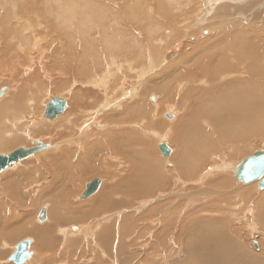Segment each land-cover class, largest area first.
<instances>
[{
	"label": "bare ground",
	"instance_id": "1",
	"mask_svg": "<svg viewBox=\"0 0 264 264\" xmlns=\"http://www.w3.org/2000/svg\"><path fill=\"white\" fill-rule=\"evenodd\" d=\"M13 1L14 0H12V2ZM94 1H97V2H94ZM105 1L107 2V0ZM115 1H113V4H116ZM10 2L11 0H4V3L2 2L4 5L6 4L7 10H9L8 8L10 5ZM14 2L17 5L12 4L13 9L11 10V13H10V15L11 14L14 15L12 19L8 17L9 13H7V15L6 13L5 15L1 13L3 14V16L2 18H0L1 25H3L2 23H4V26L2 28L0 27V81H3L2 79L4 80L7 79L9 81L16 82V85L14 87L15 90L12 96H9V98H6L8 97L7 93L5 96L2 95L4 96V98H6L4 106L8 110H11V116L10 118H4V121L0 125V133L3 132L6 128V125H8L9 128L5 132V136H10L14 143H18L19 142L18 140H20L21 142L22 137L21 138L19 137L22 133L29 134L30 130L35 125L39 126V124H40V127L41 126L43 127V125H46L48 126V128L49 127L63 128L62 130L67 132V133H63L62 135L63 138L60 137L62 140L60 139L61 141L59 142L56 140H55L56 142H51L49 140L50 143L48 144L51 145L52 147H49L48 150L47 148L42 149L43 151L46 150V152L51 151V153L47 155L44 165H46L48 169L50 168L49 166L51 165L53 166L51 171L50 170L48 171V174L46 176L48 179L46 180V183L43 185L36 186L35 181L32 182L34 183V186H35L33 187V190L40 192L38 196L40 198V202L45 196H50V195L55 196L54 200H52V198L50 197V200H52V203L51 204L49 203L50 206L48 207V210L46 209L47 216L45 218V223H47L48 221H51L52 224H50L49 226L52 225L53 229L55 228L58 230L62 228L60 232L63 235L62 237L64 238L66 236L69 237V235H71L70 234L71 230L80 231V233L84 235H88L89 233L95 234L94 233L95 230L93 228L99 227L98 235L101 238L103 237L104 232L106 231V229L109 228V226L108 224H106L105 221L102 222L100 218L97 221V224L94 226H91L90 229H87L88 227H85V226L77 227V226H71V225L69 226V228H65V226H62L61 223L67 218H72L75 220L79 218H84L85 220H88L92 218L95 219V217H99V216L102 217L105 214H106L105 217H108L107 213L110 211L107 210V208L113 207V204H114V201L112 200V197H110V195L114 194L115 192L128 193L132 196H135V195L144 196L152 192V190L154 189L152 184L162 186V184L166 183L167 185H169L170 181L175 180L176 183L173 184L171 182L170 185H173V187L175 186L176 190L178 189V192L174 193L172 197L168 192H164L166 194L163 197H168V198L167 199L165 198L166 201L162 202L163 204H158L155 207H157L160 210L162 208H165V206H172V205H176V206L172 210H170L171 209L170 207L167 209H164L165 211L164 213L162 212L163 214L161 215L158 214L156 216L157 218L158 217L165 218V220L161 223L160 229L158 231L156 230V232H153L154 230L152 229V237H150L151 240L147 239V240H150L149 244H147L148 242L145 243V241L142 242L144 244L142 254H138L136 250L129 249L128 245L124 246L125 242L122 239L123 235L126 234L127 232H132L133 229L135 228L134 225L129 226L127 222L124 223L125 221L122 222L121 225H119L120 228L118 229V231L120 230L119 233H120L121 239L120 238H118L120 240L117 239L118 244L113 248L112 238H114L115 234L118 233V231L115 230L116 226L113 225V233H109L107 242L106 241L100 242L101 246L106 247V245H109V250L106 252L108 253L107 255L108 264H132V261L134 259L136 260L134 264H160V263L161 264H173L172 262L173 260H169V259L174 258V257H175L174 259H176L181 254H185L186 258L184 257H183L184 259L178 258L176 260L178 261L177 264H264V248H263L264 243L262 242L263 245L260 247L258 246L259 247L258 249L252 248L250 244H247L248 241H246V237L248 235V233L245 231L246 227L244 229L242 228L243 225L242 226L235 225L234 224L235 222L233 221L234 219H237V218L239 220L244 218V216L240 218L238 216V213L235 212V210L244 209L243 214H245V211H247L248 215L251 213L249 219L247 220L249 221L247 224L252 227L251 229L252 232L259 231L255 229L257 226L254 225L255 223H253L254 217L256 216L259 217L260 219V220L258 219V226L263 227L264 229V192L263 194H260V196L256 198L257 200H255L257 204L263 203V207L261 208V211L257 208H254V206L251 205L253 201L252 194L254 190L257 189L258 180L244 181L243 179L238 178L236 176V172L242 161L235 162L234 160H229L226 158H219V159L217 158L216 160L212 162L210 169H208V171L203 170L204 172H202V170L200 171V170H193V169H191L190 171L189 166H188V161L185 160L183 157L185 148L186 147L191 148L193 145H196L200 148L199 153L202 154V156H204V151L205 153H207L209 150H216V148H220L222 143H220L217 140L218 132H220V135H223L228 138L246 137L253 130L260 129L262 127L263 128L261 130L262 132H264V76L262 77L264 73V16H263L264 15L263 14L264 0H238L237 2H233V0H213L214 6L209 9V12L210 13L214 12V15L219 17V19H223L225 25H230V24H233L232 26L235 25L236 26V27L234 26L235 29L232 27L233 30L231 28L230 29V31L232 30L231 32L225 33L224 31V33H222L223 32L222 30H224V28L226 29V27L224 26V28H218V33L214 35V37L210 38L211 36L209 35V38H207L206 40L196 41V43L191 44L192 45L191 50L187 53L181 52V54H184V56L182 55L180 57H178V55L176 57L174 56L176 54L175 51H176V46L178 45V43H176L175 46L171 44V48L169 49L168 52H166V54L164 53L163 58L161 60L160 67L164 68L162 72L159 75L157 74V75H154L148 78V80L145 83L146 86L147 84H150V85H154V87H150L149 88L150 90L148 89L149 91L146 92L148 93L147 96L145 97L140 96L141 98L138 96L140 99L134 98L137 101V104L135 105L136 109L142 108L144 106H145L144 109L147 108L146 111H147V114H149L148 121L150 122H152L150 120L152 119V117L153 119L155 118L154 117L155 107H153V104L151 102V98L154 101H156L154 98L156 95L151 93L153 88L163 91L161 105L163 104V102L167 103L171 101L172 95H177V93L173 91L174 85L175 86L178 85L180 91L184 92L180 96V97H183L182 99L185 98L184 100L188 101L189 104L195 105V108L189 112V115L184 116L183 118L181 117L182 119H180V116H178L179 112L175 110L174 108H172L173 105L172 106L165 105L163 107V110L161 111V116H163V118H165L166 120L161 117V118H158L160 119L158 121L159 122L162 121L163 126L169 128V130H165L163 132L164 137H167L168 135H170V138L167 139L169 141L167 140H166L167 142L162 141V143L163 142L166 143L168 147L170 148V154L167 156V158L166 157L165 158L166 159L169 158L171 160L173 157V159L178 160V163L176 162L171 163L169 161H166L167 165H170L172 168L175 169L174 170L175 174L173 176H170V173H169L168 174L169 176H164L162 173H160L159 177L155 175L156 170H157V161L154 159L151 149H149L147 145L146 146L142 145L143 142L140 143L138 141L137 142L138 145H136L137 143L135 142L130 143L129 140L124 138L127 136L126 133L122 134L119 131L122 135L118 134V136H115V135L113 136L116 138L114 139L110 138L114 140L111 143V147L107 143L108 141L104 142V145H103L104 147L101 149L103 152L98 158H96V155L99 152L98 151L99 147H97V145L95 147H92L91 143L96 144L97 142H100L102 139L96 140L94 142H90L88 140L89 137L92 136V134L90 135V133H93L91 131L92 126L90 127L89 125L92 122L94 123L96 121L98 117L97 115L102 114L103 112H106L105 110L109 108L114 110V108H112L113 106L116 107L119 105L118 107H120L121 109L123 107L122 105L123 103L121 104L122 107L120 103L123 101L124 98L127 99L128 96H131L130 94L138 95L137 92L139 90H137L135 83L139 81L141 82L144 78H146L145 75L148 73L153 75L154 73L153 69L155 68L154 56H152L150 52L148 53L145 52L147 56L145 57V60H147L148 63L146 61L145 62L149 66L147 67L143 66L144 63L141 64L142 61L138 58L137 56L138 54H135L136 52L135 53L133 52L134 53L133 55L132 50H131V49H136L137 40H134L133 38V39H129L125 43L126 39L125 37H122L121 39L123 42L121 41L119 42L117 40L119 43L118 45H115L116 46L115 49L118 50L120 55L124 52V55L122 58L126 62L125 61L122 62L117 59L115 61L116 56L115 55L110 56V54L109 56L111 58L110 59L108 58L109 61L107 60V58H105L106 60L103 58H99L98 55L97 57H95L93 50L98 51L99 49L97 48V46L96 48L98 50L93 49V48H92L93 50H91L94 56L93 58H99L101 62L100 64H96V63L94 64L97 65L98 69L100 70L102 67H104V70L107 71V73L105 74L107 75H103V76L95 75V77H93L89 75L78 74L79 75L78 76L76 75L75 69H73L72 65H66L67 63L64 64V63L54 62L52 63L54 64L53 67L51 66L52 64L46 67L47 70L45 69V66L42 65L38 67V64H37V67H34L33 72L30 75L28 73L26 74L27 76H23L20 79L17 77L18 76L17 71H14L12 66H14V62L16 61L17 62L19 61V65L21 64L26 65V63L28 62L26 60L27 57H28V60L30 59L34 60V58L32 57L34 55L32 56L30 55L32 51L29 54L30 50H34V51L37 50L38 52H40L38 53L40 58L43 57L41 56V54L44 52L45 47L48 44L45 45L43 43L44 45L43 46L41 43H39V41L44 40L50 36L53 40L56 38L57 39L66 38L67 40L73 39L74 41L77 42V38L81 36L83 38V39L81 38V40H83V45L86 46L89 40H92L93 38H95L93 37L94 36L93 34L92 36L93 38L90 37L92 39L88 38L89 39L88 40L87 34H85L86 32H88L90 25L94 21H97L99 22V24H102V25H104L105 22H109L110 25L104 26V28H107L106 30L108 31L112 30L114 26L111 27V24L113 23L114 15H111L112 18H110L111 17L110 16L109 17L110 19L106 20L108 19V17L107 18L105 17L106 15L105 10H103L102 8L106 5L105 3H104L105 5L103 4V0L102 1L101 0H23L20 2L18 1H14ZM132 2L133 0H128L127 3L124 2L127 5L126 7L127 9L124 10V8H122L123 11L121 12L122 13L121 16L125 20L132 19V23L134 24H138L137 22L138 18L140 19L148 18L149 19V15L147 13H146V16H144L143 18L142 16L144 14L142 13L139 14L140 17H138L139 15L135 11V9L137 10V7L135 8ZM17 6L19 9L16 8ZM107 8L108 7H106V9ZM133 9H134V12H133ZM161 9H159L160 13L162 12V13L168 14L166 8L164 11H161ZM3 12H6V10H4ZM157 14H159V12ZM242 15L247 16L249 19L252 17L251 18L252 20H250L251 24L249 23V27H246L248 26V24L243 25L240 22H238L239 20L245 21L243 19L245 18V16H242ZM43 18L45 21L42 20ZM120 18L119 20L117 19L114 20V23L117 26L119 24L125 27L127 25H131V24H122ZM148 19L147 21H145V24L146 22H148ZM194 19L195 18H192L190 22L194 21L193 23H196ZM74 20L77 21V26H75L73 22ZM236 20H238L237 21L238 23L236 22ZM261 20H263V23L260 22ZM97 22H95L96 23L95 26L98 27L100 25ZM190 22L187 21L189 26H191ZM56 23L58 24L57 26H56ZM198 25L202 27V25L200 24ZM43 28L46 29V31H44ZM92 28H93V25L90 29ZM132 28L133 26H131V29ZM145 28L148 29L147 27ZM215 29L213 30L215 31ZM131 31H133V29ZM148 31H149L148 34L151 35L152 29L150 28V25H149ZM52 33H57V35L56 36L52 35ZM205 33L208 34L210 33V31H205ZM113 36H117V35L115 34L109 35L108 33L102 34L103 41L108 42V43L110 42V39ZM52 39L47 40L48 43H51L50 40ZM114 39H117V38L114 37ZM227 40H230L231 42L228 44H225L226 43L225 41ZM235 41H239V43L235 44ZM24 42L27 44V46H25ZM71 42L72 41H70L69 44ZM57 43H60V42L57 41ZM91 43H94V42L91 41ZM91 43L90 44L88 43L89 47H91L90 46L92 45ZM120 43L123 45H121ZM103 44H106V43H103ZM109 44L110 46L114 45V44H111V42ZM109 44H106V45H109ZM95 45L92 47H95ZM150 45H148V47H150ZM80 46L81 45H79V47ZM40 47H42L41 50H40ZM59 47L62 48V46H59ZM77 47L78 46H76V48ZM83 47H81L80 51H85L89 48V47H84V49L86 48L84 50L82 49ZM103 48H105V46ZM150 48H151V51H153L154 47H150ZM106 49L107 47L104 49V51ZM194 49L197 52L193 51ZM19 50L22 52L23 56L19 54ZM88 51H85V52H88ZM104 53H106L107 55V52H104ZM76 54H80V53L77 52ZM82 55L84 54L82 53ZM167 56H172L174 60H171V61L164 60V57H167ZM55 59L57 58H54L53 60ZM110 62L112 63L111 66H113L114 64L116 70L119 69L118 70L119 72H121L120 67H122V64L124 63L123 65H124L125 70L124 69L122 70H124V73L128 72L127 74H123L122 72L119 75H117L115 72V75H117L116 81L113 79H111L112 81H109L110 84L111 82L113 83V81H115L116 83L114 82V85H110L106 82V80L109 79V78H106V76L108 77L110 75L109 70L112 71L111 69H109V67L112 68L111 66H109ZM137 62L140 63L139 66L142 65L143 67L138 69L139 66L138 67L135 66ZM73 63H77V60L76 62H73ZM89 64L90 63H87L88 66ZM210 65H213L214 71L210 77L204 79L205 75L208 73V69L210 68ZM245 65H246V69H245ZM23 68L21 67V69ZM81 69H84V67H82ZM246 70L249 71V75L247 74L249 78L253 80L249 81L248 79H245V82H241V81H244L243 78H240L242 79L241 81H236L237 78L231 79L225 82V87L227 88V92L223 93V90L221 88V83L219 81L220 78L223 77L224 75H226L227 77H230L236 74L241 75V73ZM27 72H30V68L28 67L25 69V73ZM221 73L223 75H221ZM100 74H102V72H100ZM47 76H53L52 78H55L56 81L59 82L60 84L69 82V81L71 82L70 83L71 85H76V83L78 82L83 84V87L78 88V90L75 89L72 93L74 97H76L75 96L76 94H79V93L83 94L81 97L82 99L85 100V103L81 108L82 109L81 113L80 112L76 113L73 111V110H76V107H74L73 104H71L70 110H69L68 109L69 108L68 98L61 97L58 94L59 98H62L66 101V108H64V110L61 111V113L54 116L52 119H47L49 117H44L42 116L43 114L39 116H41L40 118L43 120L47 119L46 121H38L36 119V115L39 114V112L38 113L36 112L37 110L35 109L34 104L38 101H35V100H37V98L40 100L39 97H41V95L39 94L42 91L40 92L39 90L43 86H45L46 83L48 84L50 82V81L46 82L43 79V78H46ZM113 78H116V76ZM128 78L131 79L130 81L131 83L128 82L129 84L127 83ZM156 78L159 80L156 81ZM234 81H236L238 84ZM205 82H207L208 85L212 84L213 86H209L208 88V85H207V89H202V86L200 85ZM137 86H138V83H137ZM48 87H47L48 89L47 93L50 92ZM59 88H62V87H59ZM221 90H222V93H219ZM25 91L28 94V96L27 95L25 96ZM41 94H44V92ZM152 95H155V96H152ZM200 95H204L205 97H207L206 104L204 105L205 107L202 106V109L201 108L199 109V103H198L199 101H197L198 104L196 103L197 96L199 97ZM158 96L156 97L158 98ZM46 104L44 105V109L46 107ZM180 106L183 107L182 102L180 103L178 107L177 105L175 107L180 108ZM111 111L109 112L111 113ZM166 113L167 115H171V117L166 116ZM220 113H226L225 119H222L216 116ZM27 114H30L31 116H29V119L27 120L28 122L24 123L25 122L24 119H27L24 117ZM165 116L170 120H168ZM147 118L148 117H146V119ZM103 119H106V118H103ZM232 119L236 124L232 123ZM121 120L123 119H121L120 115H118V117L115 119L116 121L115 124L120 123ZM137 120L138 119H136V121ZM227 120L229 121V124L232 126V128H230V126L227 125V122H226ZM98 122H99V125H101L100 124L101 121L99 119H98ZM139 122L140 121H138V123ZM150 122L149 124H146V126H150L151 125ZM52 123H55V124H52ZM94 125H96V122ZM143 125L145 124L143 123ZM234 125H238V126L243 125V127L239 130H234ZM36 126L34 127L33 130H35ZM159 126L157 125V128ZM138 127L140 128V126ZM145 127L142 129H145ZM152 127L147 128L148 134L152 133L153 135V133L154 134L158 133L161 126L159 127L158 132H156L153 129L154 127L153 128ZM37 128L39 129V127ZM102 128L103 127H101V129ZM43 129L45 128L43 127ZM24 130H26L27 132H25ZM260 132L261 131H259V133ZM34 133L31 132V134L33 135ZM94 133L93 135L95 136ZM180 135H181V138H180ZM51 136L52 135H50V137ZM56 136L57 135L53 137L56 138ZM257 136L258 135H256V137ZM98 137L101 138L100 134L98 135ZM22 140L24 139L22 138ZM46 142L45 143L39 142V143L46 144ZM65 142H67L66 144L68 145H71V144L73 145L70 147H65L66 146L65 145L64 148H59L62 145V143H65ZM81 143L84 144L85 149L83 150H85V152L84 151L81 152L82 150ZM102 143L103 142L98 143L99 146L102 145ZM174 144L179 146L178 156H177V152L175 151ZM216 144H218L219 146H216ZM260 147L262 148L263 146H260ZM57 148L58 150H54ZM4 149H5L4 145L0 143V150H4ZM234 149L235 148L232 149L233 153L235 152ZM256 149L258 148L256 147ZM78 150H80V152H78ZM256 151H254L253 153H255ZM253 153H251V155ZM34 154H36V152ZM215 155L212 154L211 156H215ZM211 156L207 155L206 157L208 159H211ZM20 162H22V160H20ZM117 164L120 167H117ZM176 165L177 166L180 165V166L176 169L175 168ZM124 166H125V169L127 170L124 169ZM82 168L84 169L86 168V170L82 172L81 171ZM121 169L125 170V172L120 173ZM162 169H163V172L165 173L164 171L165 168L163 167ZM205 169L207 170V168ZM188 170L190 171V173L188 174L190 175L189 178L191 179L194 178V181H192V184L195 183L194 184L195 189L190 190V191H185L186 189L184 190L182 189V187L186 185V182L188 183L190 181L186 179L188 178L186 177L187 173L189 172ZM27 172L28 170L26 169L18 170L12 176H14V178L20 177L19 179L21 178L26 179V177L29 176ZM78 172H80L81 174L80 176L78 175ZM102 173L107 174L108 175L107 177H113L115 179L116 178L118 179L116 183L111 185L112 188L109 186L107 189V192L106 193L104 192V195H107V196L98 197L95 200L89 202L88 204H83V205H79L76 207L72 206L71 196L72 194L75 193L76 188H77V183L78 181L80 182L81 180L80 178H82L84 174H85L84 177H86V176H93V175H102ZM211 173L217 174L214 178V181H217V186H219L224 191L223 195H225V197L215 196V192L212 191L214 193L213 198H212V195L209 196L211 194L210 192L207 200H203L196 195L195 191H196V188H200V189H197L196 192L199 194L203 193L206 187L203 179L204 177L207 178L209 175H211ZM167 185L165 186L164 189L169 188V186L167 187ZM254 185L256 186V188ZM232 186H235L240 189L236 191L237 194H235V190L230 188ZM173 187H170V190H172ZM181 190H183L184 192H181ZM209 190H212V189H209ZM260 191H264V190L262 189ZM228 195H230V197H228ZM11 196L6 195L5 198L0 199V241L5 242L6 239L7 240L14 239V238L17 239L18 237L24 236L25 234H29L30 232H32L33 234H35L34 237L36 236L35 238L37 239V242L35 243L36 244L35 247L40 246L39 240L43 236H45L44 230L42 228L44 226L41 225L38 228H30L31 226L30 221L33 218V215H32L33 212L27 211L26 209H23V208L11 207L12 206L11 204H16V201L12 199L13 196L12 197ZM220 197H223V198H220ZM37 201L38 200H36V204H37ZM151 201L152 199L148 198L141 202V206L145 207L149 205ZM182 201H184V204ZM24 202L22 201V203ZM123 203H125V201ZM153 203H150V204H153ZM180 203H182L181 205H184V207L182 206L183 207L182 210H181V207H178ZM4 205L8 209V212L6 208H4ZM186 208H189L190 210L188 212H183L184 209ZM41 209L42 207L39 208L38 213H36V215H39V212ZM253 212H256V213L259 212V213L255 214ZM149 213L150 211H147L143 215H141L139 218L148 217ZM120 214L122 215L123 212ZM226 214L230 217L226 218ZM153 218L157 219L155 217ZM137 219L132 220V221H137ZM103 220H106V219H103ZM42 221H39V223ZM132 221H129V222L132 223ZM114 222H115V218H114ZM152 222H154V225H155L157 221L153 220ZM247 224H244V225H247ZM143 226L145 227L143 228L139 227L140 231L139 233H137L138 235L136 238V242H138L137 240L139 238V235L142 236L144 233H146L147 235V231L150 229L149 225L146 226L144 224ZM187 226H191V227L187 228ZM148 233L149 235H151L150 231ZM259 233L262 234V232H259ZM145 237L147 238V236ZM131 239L132 238H130L129 240ZM23 240L19 241L16 245L12 246L13 251L11 253L8 252L6 256H5L6 250L0 251V264H10V263H7L6 261H8L11 254L15 252V246H17ZM65 241H68V240H65ZM261 241H262V238L259 239L258 243L261 244ZM67 247H66V250H68ZM28 251L31 253L30 243H29ZM31 255L32 254H30V256H28L25 259L24 261L25 264H28V262L30 263L29 258L31 257ZM62 255L64 256L65 254H62ZM138 255H140V259L138 258L137 260V257H139ZM52 257H54L56 260L59 259L58 258L59 255L58 256L53 255ZM103 259L104 258H100L99 260H96L98 261V263L96 264H105L103 263ZM69 264H74V263L72 262Z\"/></svg>",
	"mask_w": 264,
	"mask_h": 264
},
{
	"label": "rangeland",
	"instance_id": "2",
	"mask_svg": "<svg viewBox=\"0 0 264 264\" xmlns=\"http://www.w3.org/2000/svg\"><path fill=\"white\" fill-rule=\"evenodd\" d=\"M1 2H0V18H2V16H3V14L5 15V13H6V15H7V13H9L8 15V17H10L11 19H12V17L14 16L13 14H11L10 15V13H11V10L13 9L12 8V4H16L14 1H18V2H20V1H23V0H14L13 2H12V0H11V2H10V5H9V10H7V6H6V4L4 5L3 3H4V0H0ZM102 1V0H101ZM113 1H115V0H113ZM113 1L112 0H107V2L105 1V0H103V4L105 5H103L104 7H102L103 8V10H105V14L107 15H105V17L107 18L108 17V19H106V20H109L110 18H112V16L111 15H114L113 17H114V19H113V23L111 24V27H113L112 28V30H106L107 28H104V26H108V25H110L109 24V22H105V24L104 25H102V24H99V22H97V21H94L91 25H90V28L92 27V25H93V28L92 29H90L89 28V30H88V32H86L85 34H87V39L88 38H90V37H92L93 36V34H94V36L93 37H95V38H90V39H92V40H89L88 41V43L90 44L91 43V41L92 42H94V43H91L92 45H90L91 47H89V44L87 43L86 44V46H84L83 45V40H81V36H79L78 38H77V42L76 41H74L73 39H69V40H67L66 38H61V39H52L50 36L49 37H47L46 39H44V40H41V41H39V43H41L42 45H43V43L46 45V44H48L46 47H45V50H44V52H46V51H48V52H46V53H42L41 54V56H43V57H41L40 58V56L38 55V53H40V52H38L37 50L36 51H34V50H30L29 51V54L31 53V51H32V53L30 54L31 56L32 55H34V56H32L33 58H34V60L33 59H30V60H28V57H27V63H26V65L25 64H21V65H19V61L17 62H14V66H12L13 67V69H14V71H17V74H18V78H22L23 76H27L26 74H28L29 73V75L33 72V69H34V67H37V64H38V67L39 66H45V69L47 70V66L48 65H51L52 63H64V64H66V65H72V67H73V69H75V73H76V75H78V74H82V75H89V76H93V77H95V75L97 76V75H101V76H103V75H107V74H105V73H107V71H105L104 70V67H102L101 68V70L100 69H98V67H97V65H95L94 63H96V64H100L101 62H100V59L99 58H103V59H105V58H107V60L109 61V59L111 58L110 56H112V55H115L116 57H115V61H116V59L117 60H120V61H125L122 57H123V55H124V52L120 55L119 54V52H118V50H116L115 48H116V46L115 45H118V43L121 41V42H123L122 41V37H125V43L129 40V39H133L134 38V40H137V47H136V49H131L132 50V54L134 55V53L135 54H138L137 56H138V58L142 61L141 62V64H143L144 63V65L143 66H149V65H147V60H145V57H147L146 56V53H148V52H150L151 53V55L152 56H154V62H155V68L153 69L154 70V73H153V75L152 74H144L145 75V77L146 78H144L141 82L139 81V82H137L138 83V86H137V83H135V86H136V88H137V90H139L138 92H137V94L138 95H134V94H130L131 96H128V98L127 99H123V101L120 103V105L122 104L123 105V107H122V105H121V109H120V107H118V106H116V107H118V108H116L115 106H113L112 108H114V110L113 109H111V108H109V109H107V110H105L106 112H103L102 114H99V115H97L96 117H97V119H96V125H94L95 124V122L93 123H91L89 126L91 127V131L95 134V136L93 135V133H90V135L92 134V136H90L89 137V141L90 142H94V141H96V140H101L100 142H103L102 143V145H100L99 146V144L98 143H100V142H97L96 144H92L91 143V145H92V147H95L96 145H97V147H99L98 148V154L96 155V158H98L101 154H102V148L104 147L103 145H104V142H107L109 145H110V147H111V143H112V141H114V140H112V139H114V138H116V137H113L114 135L115 136H118V134L119 135H122V134H127V136L126 137H124V138H126L127 140H129L130 141V143H137L138 141L140 142V143H142V145H147V147L149 148V149H151V151H152V153H153V156H154V159L157 161V170H156V173H155V175L157 176V177H159V175H160V173H162L164 176H169L168 174L170 173V176H173L174 174H175V169L174 168H172L170 165H167V162L166 161H169V162H171V163H173V162H176V163H178V160L176 159H173V157H172V161L168 158V159H166L163 155H162V153H161V151L158 149V144L161 142L162 143V141H166L168 138H170V135H168L167 137H164V135H163V132L165 131V130H169V128L168 127H165V126H163V122L162 121H158V120H160V119H158V118H163V116H161V111L163 110V107L165 106V105H170V106H172V108H174L175 110H177L179 113H178V116H180V119H182L184 116H188L189 115V112L192 110V109H194L195 108V105L194 104H189L188 103V101H186V100H184V99H182L183 97H180L184 92L183 91H180V89H179V87H178V85H174L173 86V91H175L176 93H177V95H172V100L171 101H169V102H167V103H164L163 102V104L161 105V103H162V97H163V91L162 90H159V89H156V88H153L152 89V91H151V93H153V94H155L156 96H158V98L155 96V95H152V96H155L154 98H155V100L156 101H154L152 98H151V102H152V104H153V107H155V110H154V119H153V117H152V119H150L152 122H150V121H148V119H149V114H147V111H146V109H144V105H145V103H144V105H142V106H144V107H142V108H139V109H136L135 108V105L137 104V101L135 100V99H140L141 97H145V96H147L148 95V93H146V92H148L150 89V87H154V85H150V84H147V86L145 85V83H146V81L148 80V78H150V77H152V76H154V75H159L161 72H162V70L164 69V68H162V67H160L161 66V60H162V58H163V55H164V53L166 54V52H168L169 51V49L171 48V44L172 45H174L175 46V44L176 43H178V45L176 46V54L174 55L175 57L178 55V57H180V56H184V54H181V52H189L190 50H191V44H194V43H196V41H203V40H206L207 38H209V35L211 36L210 38H212V37H214V35H216L217 33H218V28H224V26L226 27V29L224 28V30H222L223 32L222 33H224V31H225V33L226 32H231L232 30H233V28L235 29V27L234 26H232L233 24H230V25H225L224 24V21H223V19H219V17H217L216 15H214V12H212V13H210L209 12V9L211 8V7H213L214 6V4H213V0L211 1V0H133V4H134V6H135V8L137 7V10L135 9V11H136V13H138V15L139 14H144L143 16H142V18L144 17V16H146V13L149 15V19H148V22H146V24L148 25H146L145 24V21H147V19H140V18H138L137 19V22H138V24H134V23H132V19H127V20H125L122 16H121V12L123 11L122 10V8H124V10L125 9H127L126 7H127V5H126V3L128 2V0H117V1H115L116 2V4H113ZM123 1V2H122ZM238 0H233V2H237ZM3 2V3H2ZM94 2H97V1H94ZM110 2H112V3H110ZM124 2H126V3H124ZM240 2V1H239ZM109 3V4H108ZM125 4V5H124ZM211 4H212V6H211ZM17 5V4H16ZM147 5V6H146ZM151 5V6H150ZM165 6V7H164ZM106 7H108L107 9H106ZM121 7V8H120ZM154 7V8H153ZM160 7V8H159ZM201 7V8H200ZM11 8V9H10ZM17 9H19L18 8V6L16 7ZM162 8V9H161ZM165 8L167 9V13L168 14H166V13H160V10L159 9H161V11H164L165 10ZM172 9V10H171ZM4 10H6V12H3ZM106 10H107V12H106ZM159 10V11H158ZM153 13H152V12ZM159 12V14H157L158 12ZM133 12H134V9H133ZM1 13H3V14H1ZM112 13V14H111ZM185 13V14H184ZM189 13V14H188ZM263 14H264V12H263ZM120 15V16H119ZM152 15H153V17H152ZM188 15H190V16H188ZM200 15V16H199ZM111 16V17H110ZM197 16V17H196ZM242 16H245V15H242ZM264 16V15H263ZM110 17V18H109ZM121 17V18H120ZM138 17H140V15L138 16ZM188 19H187V18ZM119 18L121 19V23L122 24H131V25H127L126 27L125 26H121L120 24L117 26L115 23H114V20H119ZM192 18H195L194 20L196 21V23H193V22H190L191 20H192ZM201 18V19H200ZM248 17L247 16H245V18H243L245 21H243V20H236V22L238 21V22H240L241 24H243V25H247L248 24V26H246V27H249V23H250V20H252L251 18L249 19H247ZM125 21H124V20ZM43 21H45L44 20V18L42 19ZM152 20V21H151ZM248 20V21H247ZM187 21H189L190 22V25L191 26H189L188 25V23H187ZM74 22V24H75V26H77V21L76 20H74L73 21ZM95 22H97L100 26H95L96 25V23ZM237 22V23H238ZM260 22H262L263 23V20H261ZM36 23V22H35ZM95 23V24H94ZM144 23V24H143ZM151 23V24H150ZM259 23V22H258ZM258 23H256V24H258ZM3 25H1V23H0V27L2 28L3 26H4V23H2ZM198 24H200V25H202V27L201 26H199ZM251 24V23H250ZM58 24L56 23V26H57ZM146 25V26H145ZM149 25H150V28L152 29V31H151V35H149L148 33H149V31H148V29H149ZM131 26H133V31H131L132 29H131ZM140 26V27H139ZM144 26V27H143ZM230 26V27H229ZM252 26H254V25H252ZM8 27V26H7ZM6 27V28H7ZM60 27V26H59ZM58 27V28H59ZM96 27V28H95ZM136 27V28H135ZM145 27H147L148 29H146ZM189 27V28H188ZM233 27V28H232ZM99 28V29H98ZM216 28V29H215ZM232 28V30L230 31V29ZM38 29V28H37ZM103 29V30H102ZM213 29H215V31L213 30ZM229 29V30H228ZM43 30L44 31H46V29H44L43 28ZM67 30V29H66ZM94 30V31H93ZM98 30V31H97ZM106 30V31H105ZM122 30V31H121ZM210 31V33H208V34H206L205 33V31ZM89 31H90V33H89ZM113 31V32H112ZM116 32V33H115ZM120 32V33H119ZM212 32V33H211ZM29 33V32H28ZM97 33V34H96ZM115 34V35H117V36H113L111 39H110V42H111V44H114V45H111L110 46V42L108 43V42H105V41H103V38H102V34ZM133 33V34H132ZM149 35V37H148V35ZM52 35H57V33H52ZM100 35H101V37H100ZM206 35V36H205ZM121 36V37H120ZM203 36V37H202ZM114 37H116L117 39H114ZM205 38V39H204ZM49 39H52V40H50V42L51 43H48V41L47 40H49ZM83 39V38H82ZM141 39V40H140ZM46 40V41H45ZM80 40V41H79ZM94 40V41H93ZM119 42H118V41ZM160 40H162V41H160ZM45 41V42H44ZM57 41L58 42H60V43H57ZM70 41H72L70 44H69V42ZM103 41V42H102ZM116 43H115V42ZM63 42V43H62ZM66 42V43H65ZM67 42H68V44H67ZM97 42V43H96ZM100 42V43H99ZM226 43L225 44H228V43H230L231 41L230 40H227V41H225ZM25 43V42H24ZM65 43V44H64ZM81 43V44H80ZM100 45H99V44ZM103 43H106V44H109V45H106V44H103ZM239 43V41H235V44H238ZM75 44H76V46H78L77 48H76V46H75ZM77 44H79V45H81L80 47H79V45H77ZM96 44V45H95ZM121 44V43H120ZM151 44V45H150ZM234 44V45H235ZM50 45V46H49ZM58 45V46H57ZM64 45V46H63ZM68 45V46H67ZM89 47L87 50H85L84 49V47ZM95 45V47H92V46H94ZM101 45H103V46H101ZM121 45H123V44H121ZM148 45H150V47H154V49H153V51H151V48L150 47H148ZM170 45V46H169ZM25 46H27V44L25 43ZM25 46H24V48H25ZM44 46V45H43ZM48 46H49V48H48ZM59 46H62V48L61 47H59ZM75 46V47H74ZM96 46H97V48L99 49H97L96 48ZM105 46V48L107 47V49L104 51V49L105 48H103ZM51 47V48H50ZM69 47V48H68ZM72 47V48H71ZM81 47H83L82 49H84L85 51H88V50H90V51H88V52H85V51H80L81 50ZM110 49H109V48ZM41 48L42 47H40V50H41ZM58 48V49H57ZM71 48V49H70ZM91 48V49H90ZM97 49L98 51H100L101 52V54H100V52H98V51H96V50H93V49ZM22 49V48H21ZM46 49H48V50H46ZM57 49V50H56ZM62 49H64V50H62ZM65 49H66V51H65ZM102 49V50H101ZM143 49V50H142ZM148 49V50H147ZM54 50V51H53ZM77 50H79V51H77ZM91 50H93V52H94V54H95V57H97V55L99 56V58H93L94 56H93V53L91 52ZM109 50H110V52H109ZM112 50H113V52H112ZM134 50V51H133ZM167 50V51H166ZM179 50V51H178ZM58 53H57V52ZM61 51V52H60ZM74 51V52H73ZM178 51V52H177ZM193 51H195V52H197L195 49L193 50ZM64 52V53H63ZM78 52V53H80V54H76V53ZM97 52H98V54H97ZM103 52V53H102ZM104 52H107V55H106V53H104ZM112 52V53H111ZM134 52V53H133ZM146 52V53H145ZM72 53V54H71ZM82 53L84 54V55H82ZM91 53V54H90ZM19 54L21 55V56H23V54H22V52L19 50ZM24 54H25V52H24ZM52 54V55H51ZM54 54V55H53ZM66 54V55H65ZM70 54V55H69ZM89 56H88V55ZM105 54V55H104ZM109 54H110V56H109ZM173 54V53H172ZM26 55H27V53H26ZM38 55V56H37ZM76 55V56H75ZM104 55V56H103ZM55 56V57H54ZM59 56V57H58ZM65 57H67V58H65ZM79 57H81V58H79ZM84 59H83V58ZM40 60H39V59ZM52 58V59H51ZM54 58H57L58 59V61H57V59H55V60H53ZM65 58V59H64ZM77 58V59H76ZM109 58V59H108ZM43 59V60H42ZM46 59H47V61H46ZM51 59V60H50ZM70 59V60H69ZM77 60V63H73V62H76V60ZM61 60H62V62H61ZM70 62H69V61ZM73 60V61H72ZM98 61V62H96V61ZM106 60V59H105ZM164 60H166V61H171V60H174L173 59V57L172 56H167V57H164ZM31 61V62H30ZM34 61V62H33ZM86 61H87V63H90L89 64V66L87 65V63H86ZM95 61V62H94ZM147 63H146V62ZM126 62V61H125ZM50 63V64H49ZM138 63V62H137ZM135 64V66L136 67H138L139 65H140V63H138V64ZM41 64V65H40ZM77 64V65H76ZM82 64V65H81ZM84 64V65H83ZM111 62L109 63V66H111ZM124 64V63H123ZM122 64V67H120L121 69V72H119L118 70L119 69H117L116 70V68H115V66H114V64H113V66H111L112 68H110L109 67V69H111L112 71H110L109 70V74L111 75V77H110V75L107 77L106 76V78H109V79H107L106 80V82L108 83V84H110V82L109 81H112L111 79H113V80H115L116 81V79H117V75H119V74H121L122 72H123V74H127V73H124V70H125V68H124V65ZM17 65H19V66H17ZM23 65V66H22ZM53 65L54 64H52L51 66L53 67ZM142 65L141 66H139L138 67V69H140V68H142L143 67ZM21 67L23 68V69H21ZM30 68V72H27V73H25V69L26 68ZM82 67H84V69L86 70H84V69H81ZM97 67V68H96ZM15 68H16V70H15ZM91 68V69H90ZM114 68V69H113ZM162 68V69H161ZM18 69V70H17ZM80 69V70H79ZM98 69V70H97ZM122 69H124V70H122ZM137 69V70H138ZM144 69V68H143ZM245 69H246V65H245ZM21 70H23V71H21ZM51 70V69H50ZM150 70H151V68H150ZM83 71V72H82ZM94 71V72H93ZM157 71H159V72H157ZM213 71H214V67H213V65H210V68L208 69V73L205 75V77H204V79L205 78H208V77H210L211 75H212V73H213ZM100 72H102V74H100ZM112 72V73H111ZM115 72H116V74L117 75H115ZM52 73H53V71H52ZM98 73V74H97ZM245 75H244V74ZM21 74V75H20ZM114 74V75H113ZM249 71H243L242 73H241V75H239V74H236V75H232V76H230V77H227L226 75H224L223 77H221L220 78V83H221V88H222V90H223V93H225V92H227V88L225 87V82H227V81H229V80H231V79H235V78H237L236 79V81H241L242 79H240V78H243V80L244 81H241V82H245V79H248L249 81L250 80H253V79H250L249 78ZM221 75H223L222 73H221ZM220 75V76H221ZM248 77H247V76ZM79 76V75H78ZM116 76V78H113V77H115ZM264 76V73H263V75H262V77ZM53 76H47L46 78H43L46 82L47 81H50L47 85L45 84V86H43L39 91L41 92V93H43L44 92V94H41L39 91V95H41V97H39V95H38V97L40 98V100L37 98V100H35V101H38V102H36L35 104H34V106H35V109L37 110L36 112L38 113L39 112V114H35L36 115V119L38 120V121H46L47 119H52V118H45L46 120H43V119H41L40 117L41 116H39V115H41V114H43L44 113V105L48 102V100H49V98L50 97H59V95L61 96V97H65V98H68V102H69V110H70V106H71V104H73L74 105V107H76V110H73L74 112H76V113H81L82 111V106L84 105V103H85V100L84 99H82V95L83 94H81V93H79V94H76L75 96L76 97H74L73 95H72V93H73V91L75 90V89H77L78 90V88H81V87H83V84L82 83H76V85H71L70 83V81L69 82H65V83H59V82H57L56 81V79L55 78H52ZM119 77V76H118ZM139 77V76H138ZM49 78V79H48ZM52 79V80H51ZM138 79V78H137ZM146 79V80H145ZM3 81H0V89L2 88V87H6V89H7V91L5 92V94H4V96L6 95V93L8 94V97H6V98H9V96H12L13 95V92H14V90H15V85H16V82H12V81H9V80H4V79H2ZM19 80V79H18ZM80 80V79H79ZM159 79H157L156 78V81H158ZM56 81V82H55ZM115 81H113V83L111 82V84L110 85H114V82ZM131 81V79H127V83L128 82H130ZM236 81H234V82H236ZM218 82V81H217ZM51 83V84H50ZM116 83V82H115ZM131 83V82H130ZM142 83V84H141ZM237 83V82H236ZM53 84V85H52ZM58 84H59V86H58ZM71 85V87H70V85ZM129 84V83H128ZM238 84V83H237ZM48 85H49V87H48ZM57 85V86H56ZM68 85H69V87H68ZM143 85V86H142ZM206 85V86H205ZM207 85H208V83L207 82H205V83H202L200 86H202V89H207ZM54 86V87H53ZM159 86V85H158ZM197 86H199V85H197ZM209 86H213L212 84H210V85H208V88H209ZM47 87L49 88V90H50V92H48L47 93ZM56 87V88H55ZM59 87H62V88H59ZM142 87V88H141ZM175 87V88H174ZM43 88H44V90H43ZM177 88V89H176ZM220 88V89H221ZM53 89V90H52ZM59 89V90H58ZM71 89V90H70ZM149 89V90H148ZM156 89V90H155ZM55 90V91H54ZM65 90V91H64ZM222 90L219 92V93H222ZM58 91V92H57ZM68 91V92H67ZM80 92V91H79ZM142 92V93H141ZM59 94V95H58ZM28 96V94L26 93V91H25V96ZM56 95V96H55ZM64 95V96H63ZM79 95V96H78ZM4 96H2V97H0V125H1V123L4 121V118H10V116H11V110H8L5 106H4V104H5V100H6V98H4ZM100 96V95H99ZM136 96V97H135ZM140 98H139V97ZM133 98V99H131V98ZM203 97V98H202ZM135 98V99H134ZM201 98V99H200ZM204 99V100H203ZM42 100H43V102H42ZM130 102H129V101ZM135 100V101H134ZM206 100H207V97H205L204 95H200L199 97L197 96V100H196V103H197V101H199L198 103H199V109L201 108L202 109V106L203 107H205L204 105L206 104ZM126 102V103H125ZM133 102V103H132ZM183 103V107L182 106H180V108H176L175 106L177 105V107L180 105V103ZM132 103V104H131ZM135 103V104H134ZM197 103V104H198ZM125 104H126V106H125ZM157 104V105H156ZM196 104V105H197ZM155 105V106H154ZM39 106V107H38ZM38 107V108H37ZM43 111H42V110ZM116 109V110H115ZM140 109H142V110H140ZM39 110V111H38ZM40 110H41V112H40ZM112 110V111H111ZM122 110V111H121ZM129 110V111H128ZM131 110V111H130ZM152 110H153V108H152ZM109 111H111V113L109 112ZM138 111V112H137ZM121 112V113H120ZM123 112V113H122ZM129 114H128V113ZM137 112V113H136ZM107 113H109V114H107ZM113 113V114H112ZM115 113V114H114ZM116 113H118V114H116ZM128 114V115H126V114ZM134 113V114H133ZM181 113H182V115H181ZM118 115H120V117H121V119H123V120H121V122L120 123H118V124H115L116 123V121H115V119L118 117ZM132 115V116H131ZM140 115H141V117H140ZM142 115H144V116H142ZM24 116V115H23ZM29 116H31L30 114H27V115H25V117L24 118H27V119H24V123H27L28 121V119H29ZM39 116V117H38ZM43 116V115H42ZM216 116H218V117H220V118H222V119H225V116H226V113H220V114H218V115H216ZM128 117V118H127ZM144 117H145V119H144ZM146 117H148L147 119H146ZM166 117V116H165ZM182 117V118H181ZM202 117V116H201ZM103 118H106V119H103ZM167 118V117H166ZM40 119V120H39ZM98 119L101 121V125H99V122H98ZM126 119V120H125ZM136 119H138L137 121H136ZM142 119V120H141ZM163 119H165V118H163ZM168 119V118H167ZM132 120V121H131ZM162 120V119H161ZM166 120V119H165ZM168 120H170V119H168ZM49 121V120H48ZM138 121H140L139 123H138ZM155 121V122H154ZM50 122H52V121H50ZM149 122L151 123V125L150 126H146V124H149ZM227 122V125H229L230 126V128H232V126L229 124V121L227 120L226 121ZM114 123V124H113ZM138 123V124H137ZM143 123L145 124V125H143ZM154 123V124H153ZM157 123V124H156ZM162 125H161V124ZM232 123L233 124H236L234 121H233V119H232ZM52 124H55V123H52ZM123 124V125H122ZM125 124V125H124ZM131 124V125H130ZM38 125V124H37ZM103 125V126H102ZM104 125H105V127H104ZM107 125V126H106ZM112 125V126H111ZM114 125V126H113ZM117 125V126H116ZM141 125H143V126H141ZM157 125L160 127V130H159V132H158V129H159V127L157 128ZM36 126V125H35ZM34 126V127H35ZM138 126H140V128L138 127ZM146 126V127H145ZM154 128H153V127ZM34 127L30 130V132H29V134H26V133H22L21 135H20V137L19 138H23L24 140H22V138H21V142H20V140H18L19 142L18 143H14L13 142V140H12V138L10 137V136H5V132L8 130V125H6V128H5V130L3 131V132H1L0 133V143L1 144H3L4 145V147H5V149L4 150H0V154H2V155H5V154H8L9 152H11V151H13L14 149H16V148H18V147H23V148H29V147H31V146H33V142L34 141H37V142H46V141H48V142H46V144H48V143H50V141L51 142H56V141H61L62 139L61 138H63V133H67V132H65L64 130H62L63 128H56V127H49L48 128V126H46V125H43V127L45 128V129H43V127L41 126L40 127V124H39V126H36V128H35V130H33L34 129ZM37 127H39V129L37 128ZM47 127V128H46ZM101 127H103L102 129H101ZM116 127V128H115ZM145 127V129H142V128H144ZM148 127H152L156 132H158V133H155V134H157V135H155L154 133H153V135H152V133H150V134H148ZM243 127V125H240V126H238V125H234V130H239V129H241ZM41 128H42V130L44 131H42L41 130ZM156 128V129H155ZM263 128V127H262ZM262 128H260V129H256V130H253L252 132H250L246 137H239V138H228V137H225V136H223V135H220V132H218V136H217V140L220 142V143H222V145L220 146V148H216V150H209L207 153H205V151H204V156H202V154H200L199 153V150H200V148L198 147V146H196V145H193L191 148H188V147H186L185 148V151H184V154H183V157H184V159L185 160H187L188 161V166H189V169H190V171H191V169H193V170H202V172H204V171H208V169H210V166H211V164H212V162L214 161V160H216L217 158L219 159V158H226V159H229V160H234L235 162H240V161H242L245 157H247V156H249V155H251V153H253L254 151H256V150H261V149H263L264 150V135H262V134H264V132H262ZM109 129V130H108ZM118 129H120V130H118ZM134 129V130H133ZM143 130V131H141V130ZM33 130V131H32ZM40 131V133H39V131ZM49 130V131H48ZM104 130V131H103ZM113 130V131H112ZM137 130V131H136ZM145 130H147V131H145ZM25 132H27L26 130H24ZM34 131H35V133H37V134H35L34 133ZM90 131V132H91ZM122 133H120V132ZM127 131V132H126ZM132 131V132H131ZM255 131H257V132H255ZM259 131H261L260 133H259ZM9 132V131H8ZM21 132H23V131H21ZM31 132L32 133H34V135L33 134H31ZM57 132V133H56ZM60 132V133H59ZM115 132V133H114ZM145 132V133H144ZM170 132H171V130H170ZM44 133V134H43ZM109 133V134H108ZM138 133V134H137ZM141 133V134H140ZM159 133H161V134H159ZM169 133V132H168ZM244 133H246V132H244ZM20 134V133H19ZM18 134V135H19ZM24 134V135H23ZM39 134V135H38ZM100 134V137L101 138H99L98 137V135ZM26 135V136H25ZM29 135H30V137H29ZM50 135H52L51 137H50ZM55 135H57L56 136V138L55 137H53V136H55ZM138 135H140V136H138ZM162 135V136H161ZM256 135H258L259 136V138H258V136L256 137ZM260 135H262V136H260ZM28 136V137H27ZM128 136H130V137H128ZM47 137H49V138H47ZM61 137V138H60ZM137 139H135V138ZM144 137H146V138H144ZM159 137H161V138H159ZM171 137H173V136H171ZM178 137H179V135H178ZM110 138H112V139H110ZM180 138H181V135H180ZM61 139V140H60ZM105 139V140H104ZM143 139V140H142ZM226 139V140H225ZM238 139V140H237ZM259 139H260V141H259ZM50 140V141H49ZM56 140V141H55ZM110 140V141H109ZM147 140H148V142H147ZM167 141H169V140H167ZM166 141V142H167ZM228 141V142H227ZM216 142V141H215ZM67 142H65V143H62V145L59 147V148H64V146L65 147H70V146H72L73 144H71V145H68V144H66ZM144 143H146V144H144ZM217 143V142H216ZM229 145H228V144ZM49 145V144H48ZM136 145H138V143L136 144ZM176 144H174V148H175V151L177 152V156H178V151H179V146L178 145H176ZM216 146H219L218 144H216ZM260 146H263L262 148L260 147ZM49 147H52L51 145H49ZM48 147V148H49ZM81 147H82V150H81V152L82 151H84L85 152V150H83V149H85V147H84V144H82L81 143ZM256 147L258 148V149H256ZM260 147V148H259ZM48 148H47V150H48ZM233 148H235L234 149V153L232 152V149ZM255 148V149H254ZM254 149V150H253ZM54 150H58V148L57 149H54ZM101 151V152H100ZM78 152H80V150H78ZM46 153V154H45ZM51 153V151H47L46 152V150L45 151H43V150H39V151H36V154H32L31 156H29V157H27V158H25L24 160H22V162H20V161H18L16 164H14L13 166H11V167H6V168H4L2 171H0V199H2V198H5V196L6 195H12L13 196V200H15L16 201V204H11L12 206L11 207H18V208H23V209H26L27 211H32L33 213H32V215H33V218L31 219V221H30V224H31V226H30V228H38L39 226H41V225H43L44 227H42L43 228V230H44V235L45 236H43L40 240H39V242H40V246H37V247H35V243L37 242V239L34 237V235L35 234H33L32 232H30L29 234H25L24 236H21V237H18L17 239L16 238H14V239H9V240H7L6 239V241L5 242H3V241H0V251H3V250H6V253H5V256H6V254H8V252H12L13 250H12V246H14V245H16L19 241H21V240H23V239H29L30 240V246H31V257L29 258V260H30V263L31 264H69V263H74V264H96V263H98V261H96V260H99L100 258H104L103 259V263H105V264H108V259H107V255H108V253H106L108 250H109V245H106V247L105 246H101L100 245V242H102V241H106L107 242V240H108V237H109V233H113V225H115L116 227H115V230L116 231H118V229L120 228L119 227V225H121L122 224V222H124V223H126L127 222V224L129 225V226H133L134 225V229H133V231L132 232H127L126 234H124L123 235V240H124V246H127L128 245V248L129 249H131V250H136L137 252H138V254H142V251H143V241H145V243H147V244H149L150 243V240H151V238L150 237H152V229L154 230L153 232H156V230L158 231L159 229H160V225H161V223L165 220V218H160V217H156L158 214L159 215H161V214H163L164 213V209H167V208H171L170 210H172V209H174L175 208V206L176 205H172V206H165V208H162V209H158L157 207H155L156 205H158V204H163L162 202H165L166 201V199L168 198V197H163L166 193H164V192H168L170 195H171V197L173 196V194L174 193H176V192H178V189L176 190V187L174 186L173 187V185H170L171 184V182L174 184V183H176V181L175 180H172V181H170L169 182V185H167L166 183L165 184H162V186H160V185H154V184H152V186H153V190H152V192L150 193V194H147V195H144V196H138V195H135V196H132V195H130V194H128V193H122V192H115L114 194H112V195H110V197H112V200L114 201V204H113V207H108L107 208V210H109L110 212H108L107 213V215H108V217H105L106 216V214L105 215H103L102 217H95V219L94 218H92V219H88V220H85L84 218H79V219H77V220H75V219H72V218H67V219H65L61 224H62V226H65V228H69V226L71 225V226H77V227H81V226H85V227H88L87 229H90V227L91 226H94V225H96L97 224V221L99 220V218L101 219V221L102 222H106V224H108V226H109V228L108 229H106V231L104 232V235H103V237H101L100 238V236L98 235V232H99V227H94L93 229L95 230L94 231V233L95 234H88V235H84V234H82V233H80V231H74V230H71L69 233L71 234V235H69V237L68 236H66L65 238L64 237H62L63 235L61 234V232H60V230L62 229V228H60V229H53V226L51 227V226H49L50 224H52L51 223V221H48L47 223H45V220L44 221H42V222H40L39 223V221H38V215H36V213H38V210H39V208L40 207H44V206H46V209L48 210V207L50 206V204L52 203V200H54V198H55V196L54 195H50V196H45L43 199H42V201L40 202V198L38 197L39 196V194H40V192L39 191H35V190H33V187H35L34 186V183H32V182H34L35 181V183H36V186H38V185H43V184H45L46 183V180L48 179L46 176H47V174H48V171L50 170L51 171V169L53 168V166L51 165V166H49L50 168L48 169L47 167H46V165H44L45 164V160H46V158H47V155L48 154H50ZM157 153V154H156ZM175 153V152H174ZM212 154H216L215 156H217V157H215V156H211ZM84 155V154H83ZM207 155H210L211 156V159H208L206 156ZM244 156V157H243ZM243 157V158H242ZM194 159V160H193ZM213 159V160H212ZM191 160V161H190ZM26 161V162H25ZM159 161V162H158ZM161 161V162H160ZM211 162V163H210ZM190 163V164H189ZM164 164H166V165H164ZM19 165V166H18ZM21 165V166H20ZM87 165V164H86ZM85 165V166H86ZM122 165H123V163H122ZM159 165V166H158ZM180 166V165H179ZM179 166H177L176 165V169L179 167ZM20 167V168H19ZM33 167V168H32ZM117 167H120V166H118V164H117ZM165 168L164 169V171H165V173L163 172V169L162 168ZM123 168V167H122ZM205 168H207V170L205 169ZM28 170V174H29V176L28 177H26V179H23V178H21V179H19L20 177H17V178H14V176H12V175H14L18 170ZM83 169V170H82ZM81 169V171L83 172L84 170H86V168L84 169V168H82ZM124 169H125V166H124ZM125 170H127V169H125ZM125 170H120V173H124L125 172ZM204 170V171H203ZM173 171V172H172ZM189 171V170H188ZM190 171L187 173V176L186 177H188V178H186L187 180H190L188 183L186 182V185L185 186H183L182 187V189H186L185 191H190V190H194L195 189V186H194V184L195 183H193L192 184V181H194V178L193 179H191V178H189V176L190 175H188L189 173H190ZM193 172V171H192ZM105 173H102V175H93V176H86V177H84L85 176V174H84V176H82V178H80L81 180H80V182L78 181V183H77V188H76V191H75V193L74 194H72V196H71V204H72V206H79V205H83V204H88L89 202H91V201H93V200H95L96 198H98V197H102V196H107V195H104V192L106 193L107 192V189H108V187L110 186L111 187V185L112 184H114V183H116V181L118 180L117 178L115 179V178H113V177H107L108 175L107 174H105ZM7 175H8V177H7ZM78 175L80 176L81 174H80V172H78ZM217 174L216 173H211V175H209L207 178H205L204 177V179H203V181H204V183H205V189H204V191H203V193H201V194H199V193H197L196 191H197V189H200V188H196V191H195V193H196V195L199 197V198H201V199H203V200H207V198H208V195L210 194V192H211V194L209 195V196H211L212 195V198H213V196H214V193L213 192H215V196H223V197H225V195H223L224 194V191L219 187V186H217V181H214V178H215V176H216ZM37 176V177H36ZM105 176H106V178H105ZM121 176V175H120ZM33 177V178H32ZM100 178L101 179V184H100V186H99V188L97 189V191L94 193V194H92L91 196H89V197H87V198H84V199H81V198H79V196H80V194L83 192V190L85 189V185H86V183L87 182H89L91 179H94V178ZM38 178V179H37ZM111 178V179H110ZM235 178H237V177H235ZM37 179V180H36ZM33 180V181H32ZM190 183V184H189ZM252 184V183H251ZM167 185V187L169 186V188L168 189H164L165 188V186ZM255 186V185H254ZM156 187V188H155ZM160 189H159V188ZM170 187H173V189L172 190H170ZM38 188V187H37ZM112 188V187H111ZM231 189H233V190H235V194H237V192L236 191H238V190H240L239 188H237V187H235V186H232V187H230ZM255 188H256V186H255ZM209 189H212V190H209ZM176 190V191H175ZM256 190V191H255ZM254 190V192H253V201H252V203H251V205H253L254 206V208H257V209H259L260 211H261V208L263 207V203H260V204H257L256 202H255V200H257L256 198L257 197H259L260 196V194H263V192L264 191H260V190H258V188L257 189H255ZM264 190V189H263ZM213 191V192H212ZM181 192H184L183 190H181ZM172 193V194H171ZM18 194H20V195H18ZM130 195V196H129ZM11 196V197H12ZM169 196V195H168ZM50 197L52 198V200H50ZM125 197V198H124ZM170 197V198H171ZM223 197H220V198H223ZM228 197H230V195H228ZM47 198V199H46ZM124 198V199H123ZM129 198H130V200H129ZM148 198H151L152 199V201L150 202V203H153V202H155V203H153V204H150L149 203V205H147V206H145V207H142L141 206V202L142 201H144V200H146V199H148ZM166 198V199H165ZM17 199V200H16ZM122 199V200H121ZM36 200H38L37 201V204H36ZM22 201L24 202V203H22ZM125 201V203H123ZM14 202V201H13ZM87 202V203H86ZM183 202V204H184V201H182ZM25 203H26V205H25ZM47 203V204H46ZM50 203V204H49ZM139 204V205H138ZM182 203H180V205H181ZM170 205V204H169ZM178 206V207H181V210H182V208L184 207V205H181V206ZM183 206V207H182ZM133 207V208H132ZM142 207V208H141ZM4 208H6L5 207V205H4ZM136 208V209H135ZM138 208H140V209H138ZM133 211H132V210ZM6 210H7V212H8V209L6 208ZM162 210V211H161ZM190 209L189 208H186V209H184V211L183 212H188ZM119 211V212H118ZM121 211V212H120ZM129 213H128V212ZM135 211V212H134ZM147 211H150V213H149V215H148V217H144V218H139L141 215H143L145 212H147ZM242 211V212H241ZM111 212H113V213H111ZM123 212V214L121 215L120 213H122ZM127 212V213H126ZM160 212V213H159ZM163 212V213H162ZM171 212H173V211H171ZM235 212L236 213H238V216L240 217V218H242V216H244V218H242L241 220H239L238 218L237 219H234L233 221L235 222L234 224L235 225H239V226H242V228H244L245 229V227H246V229H245V231L248 233V235H247V237H246V241H248L247 242V244H250L251 246H252V248H255V249H258L260 246H262L263 244H262V242L264 243V229H263V227H259L258 226V219H259V217H254V220H253V223H255L254 225H256L257 227L255 228V229H257V230H259L258 232L257 231H253L252 232V227L251 226H249L247 223L249 222V221H247L248 219H249V217H250V215H251V213L248 215V213H247V211H245V214H243L244 213V209L243 210H235ZM253 213H255V214H257V213H259V212H253ZM121 216H120V215ZM127 214V215H126ZM155 214V215H154ZM9 215V214H8ZM114 215V216H113ZM138 215V216H137ZM248 217H247V216ZM46 216H47V214H46ZM113 216V217H112ZM118 216V217H117ZM123 216V217H122ZM128 216H129V218H128ZM170 216V215H169ZM168 216V217H169ZM153 217H155V218H157V219H154ZM228 217H230V216H228L227 214H226V218H228ZM97 218V219H96ZM114 218H115V222H114ZM133 218V219H132ZM137 218H139V219H137ZM151 218H153V219H151ZM160 218V219H159ZM236 218V217H235ZM245 218H246V220H245ZM103 219H106V220H103ZM118 219V220H117ZM122 219V220H121ZM125 219V220H124ZM131 219V220H130ZM137 219V221H132V220H136ZM149 219H150V221H149ZM153 220H156L157 222L155 223V225H154V222H152ZM260 220V219H259ZM121 221V222H120ZM129 221H132V223L131 222H129ZM150 223H149V222ZM247 221V222H246ZM90 222V223H89ZM120 222V223H119ZM129 222V223H128ZM152 222V223H151ZM257 222V223H256ZM58 224V223H57ZM74 224V225H73ZM76 224V225H75ZM149 225L150 226V229L147 231V235H146V233H144L142 236H140L139 235V238H138V242H136V238H137V233H139V231H140V228H143V227H145V226H143V225ZM244 224H247V225H244ZM141 225H142V227H141ZM58 226V225H57ZM61 226V225H60ZM61 226V227H62ZM49 227V228H48ZM140 227V228H139ZM191 226H187V228H190ZM64 228V227H63ZM86 229V228H85ZM84 229V230H85ZM53 230V231H52ZM69 230V229H68ZM135 230V231H134ZM251 230V231H250ZM120 231V230H119ZM119 231H118V233H116L115 234V236H114V238H112V240H113V244H112V247L114 248L117 244H118V240H120L121 239V236H120V233H119ZM150 231V234L151 235H149V232ZM193 231V230H192ZM250 231V232H249ZM259 232H262V234L261 233H259ZM45 233H47V234H45ZM71 236V237H70ZM94 236V237H93ZM145 236H147V238L145 237ZM34 237V238H33ZM256 237V238H255ZM33 238V239H32ZM118 238H120V239H118ZM130 238H132L131 240H129ZM141 238V239H140ZM144 238V239H143ZM262 238V241H261V244H259L258 242H259V239H261ZM68 240V241H65V240ZM118 239V240H117ZM139 239H140V241H139ZM143 239V240H142ZM147 239H150V240H147ZM33 240V241H32ZM254 242H253V241ZM35 241V242H34ZM63 241H65V242H63ZM122 241V240H121ZM133 241H135V242H133ZM1 242H3V243H1ZM66 242H68V243H66ZM95 242V243H94ZM64 243V244H63ZM129 243V244H128ZM141 243V244H140ZM5 244V245H4ZM69 244V245H68ZM131 244V245H130ZM96 245V246H95ZM68 246V247H67ZM99 246V247H98ZM257 246V247H256ZM259 246V247H258ZM6 247V248H5ZM66 247H67V249L68 250H66ZM102 247V248H101ZM135 247V248H134ZM264 248V247H263ZM71 249V250H70ZM102 250V251H101ZM42 252V253H41ZM70 254H69V253ZM68 253V254H67ZM100 253V254H99ZM62 254H65L64 256L62 255ZM67 254V255H66ZM106 254V255H105ZM53 255H56V256H58L59 255V259L58 260H56L54 257H52ZM62 255V256H61ZM8 256V255H7ZM66 256H68V257H66ZM73 256V257H72ZM139 257H137V260H138V258L140 259V255H138ZM62 257V258H61ZM186 258L185 257V254H181L178 258H182V259H184V258ZM68 258V259H67ZM91 258V259H90ZM93 258V259H92ZM96 258V259H95ZM175 258V257H174ZM174 258H170L169 260H173L172 262H173V264H177V262L178 261H176L178 258H176V259H174ZM68 260V261H67ZM135 259L132 261V264H134L135 263ZM175 261V262H174ZM7 263H10V264H15L13 261H11V260H8V261H6ZM169 262V261H168ZM29 262H28V264H30ZM21 264H25L24 262L23 263H21ZM161 264V263H160Z\"/></svg>",
	"mask_w": 264,
	"mask_h": 264
},
{
	"label": "water",
	"instance_id": "3",
	"mask_svg": "<svg viewBox=\"0 0 264 264\" xmlns=\"http://www.w3.org/2000/svg\"><path fill=\"white\" fill-rule=\"evenodd\" d=\"M6 87L0 89V97L4 95ZM66 108V101L59 97H51L46 107L44 109L43 116L53 118L54 116L61 113V111ZM166 116L171 117V115ZM48 144H42L37 141L33 142V146L29 148L18 147L8 154H0V171L6 167H11L16 164L18 161L23 160L36 151L48 148ZM158 149L161 151L164 157H167L170 154V148L166 143L158 144ZM264 150H257L252 155L245 157L240 163L236 176L243 179L244 181H256L258 180L257 188L258 190L264 189ZM101 183L100 178L91 179L86 183L85 189L80 195L81 199L91 196L97 191ZM46 218V207H42L39 212L38 220L42 221ZM29 239H24L21 243L15 246V252L11 254L8 260L13 261L15 264H21L25 259L30 256L29 248Z\"/></svg>",
	"mask_w": 264,
	"mask_h": 264
}]
</instances>
